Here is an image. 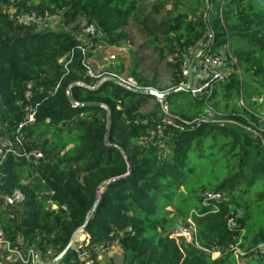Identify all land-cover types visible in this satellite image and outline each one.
Wrapping results in <instances>:
<instances>
[{
  "label": "trees",
  "instance_id": "16d2710c",
  "mask_svg": "<svg viewBox=\"0 0 264 264\" xmlns=\"http://www.w3.org/2000/svg\"><path fill=\"white\" fill-rule=\"evenodd\" d=\"M53 17L68 27L77 20L95 26L86 59L102 42L129 46V27L142 33L139 47L130 46L126 76L139 89L167 92L185 82L181 61L208 43L207 28L212 53L227 49L233 72L208 99L187 91L160 103L101 82L117 73L90 76L76 33L41 27ZM156 66L168 71L163 88ZM74 83L82 85L71 89L76 103L98 106H72L66 91ZM206 105L225 124L196 127ZM19 124L43 158L5 160L2 190L23 197L0 211V229L11 242L50 250L44 262L87 220L85 240L58 264H83L88 253L95 262L96 248L115 244L131 264H264V0H0V133L9 138ZM213 194L221 200L207 197ZM189 221L191 242L178 234ZM233 246L244 254L238 261ZM213 248L223 256L211 260Z\"/></svg>",
  "mask_w": 264,
  "mask_h": 264
},
{
  "label": "built area",
  "instance_id": "2783aa9c",
  "mask_svg": "<svg viewBox=\"0 0 264 264\" xmlns=\"http://www.w3.org/2000/svg\"><path fill=\"white\" fill-rule=\"evenodd\" d=\"M11 11V8L10 10ZM12 13V12H11ZM24 19L32 18L33 21H35L34 17H23ZM57 18V17H56ZM84 34L88 38L86 42H82V45L79 47V50L82 54V66L87 70L90 76L96 77L97 75L93 71L90 60L86 59V53L87 48H89L92 45V38L95 36V26L93 24H90L85 27ZM209 36V41L204 47L203 52L198 56L196 62L194 65H196V69H198V74L196 75L192 73V81L190 84L189 92L192 96H198L203 93L206 94V99H208L212 94V89L215 84L217 83H223L225 82L227 76L233 72V69L230 67L229 64H234V61H231L228 56L227 49H224V51H220L219 53H212V50L210 48L211 44V34ZM77 40L81 42V40L77 37ZM113 47V46H111ZM114 50L120 51V53L125 52L124 48L121 47H113ZM199 47L196 45L193 48H189L186 55L183 57V60L180 64V71L181 76L183 78L187 77L188 73V65L191 60V58L194 56V54L198 51ZM110 53V52H109ZM116 58V54H108L106 61L110 62ZM193 65V68H194ZM192 68V70H193ZM110 78L114 79L116 83H118L120 86L126 88L127 90L134 91V92H140L143 93L149 88L145 89H139L136 86L135 81L132 78H119L114 75H110ZM107 78V77H105ZM103 78V79H105ZM186 81V80H185ZM185 82H182L180 84L183 85ZM31 98V91H30V85L27 86V90L24 92V99L28 101ZM164 112H166V107H164ZM34 115L35 110L33 108L29 109L26 113V120L27 122H34ZM213 115H219L216 113L212 107L206 105V108L204 112L199 116L197 120L196 127L199 126L201 123H206L209 121H206L207 119L213 118ZM22 127L23 124H19L14 131L11 132L9 138L4 137L0 133V211L8 208L9 206H12L15 202V200H21L23 195L20 192V190L15 189L11 193L7 194L4 193L2 190V166L5 162V160L9 157L25 161L27 163H37L40 159L43 158L42 153L38 149H30L27 146V143L22 135ZM209 199H212L216 202L221 200V197L219 194H213L210 196H207ZM52 210H56L57 206L53 205L51 206ZM61 210H65L64 207H60ZM214 209H216V206H214ZM231 221L229 222V224ZM190 229L189 230H180L178 234L181 237L187 238L188 242L192 241V237H194V228L192 223L189 221ZM188 232V237H186V234ZM84 238H80L78 236L74 237L71 244L82 242L84 241ZM264 244H262L259 248L262 249ZM97 252V256L101 253L99 249L96 248L94 250ZM229 252L233 254L236 261H238L239 258L243 257L244 254L241 250H239L236 246H233L229 249ZM263 251H261L262 254ZM206 253L210 256L211 260L219 259L223 256V253L218 248H213L209 251H206ZM53 256L52 252L49 250L46 253H40L35 247L26 245L21 238H18L15 242L9 241L3 231L0 229V264H43L45 263L43 260L51 258ZM80 263L86 264L90 262V254H84L79 259ZM48 262V261H47Z\"/></svg>",
  "mask_w": 264,
  "mask_h": 264
},
{
  "label": "rangeland",
  "instance_id": "374dc122",
  "mask_svg": "<svg viewBox=\"0 0 264 264\" xmlns=\"http://www.w3.org/2000/svg\"><path fill=\"white\" fill-rule=\"evenodd\" d=\"M85 22L82 20H77L73 23H71L68 26H66L63 22H60L59 19L53 17L49 18L41 27L45 30H56V31H61V30H72L74 33H76L77 37L81 40V42H86L88 38L84 34V29H85ZM129 34H130V40L131 43L129 46L123 47L125 52L120 53V51L114 50L113 47H109L103 42L101 45L97 46V48L93 51V56L90 60V65L95 72L97 76H100L103 73L107 72H113L117 73L119 78L125 79L127 76V68L129 67V63L131 61V54L129 52L130 46L139 47V41H141V38L144 40V35L141 33L139 36L137 34V31L134 28H127ZM122 48V47H121ZM110 52V53H109ZM145 52V51H143ZM116 54V58L110 62L106 61L107 55L108 54ZM146 55H149V52L146 51ZM196 54V53H195ZM194 54V55H195ZM193 58V57H192ZM191 58V59H192ZM191 61V60H190ZM190 63V62H189ZM148 65V60L145 61L144 66ZM123 66V70L121 71V67ZM196 65H194V68L192 70V73L196 75L198 74V69L195 68ZM156 71L158 72V80L160 81V87L163 88L166 86L163 77H166L168 71L165 69L164 66H156ZM125 69V70H124ZM121 72V73H120ZM114 75V74H112ZM116 76V75H114ZM163 111H164V106H163ZM206 121L209 122H218L219 124H222L224 122V119H222V115H213V118L207 119ZM247 132H255L253 129L251 130L250 126H245L242 125ZM80 234V238H83V235ZM186 237H188V232L186 234ZM115 248H110L109 251L106 254V257H102L104 259L98 261V262H91L92 264H131L129 261V258L127 260H124L122 251L119 247V245L115 244L113 245ZM49 262V261H48ZM237 264V262H236Z\"/></svg>",
  "mask_w": 264,
  "mask_h": 264
},
{
  "label": "water",
  "instance_id": "95a60500",
  "mask_svg": "<svg viewBox=\"0 0 264 264\" xmlns=\"http://www.w3.org/2000/svg\"><path fill=\"white\" fill-rule=\"evenodd\" d=\"M207 31H208V35L211 34L210 30L207 28ZM204 50V47H200L198 49V51L196 52V54L193 56V58L191 59L189 65H188V73H187V77H186V81L183 85L179 86L178 88L176 89H173V90H169L167 92H158L152 88H149L147 89L145 92H143V94H146L148 96H152L154 97L156 100H158L160 103H162L164 101V99L172 94V93H178V92H187L190 88V84H191V81H192V68H193V65L194 63L196 62L198 56L203 52ZM105 80H113L112 78H105L103 80H101V82L105 81ZM116 83V81H114ZM118 84V83H117ZM74 86H82L81 84L79 83H74V84H71L69 86V88L67 89L66 91V96H67V99L68 101L70 102V104L74 107H97L98 105L97 104H93V103H84V104H79V103H76L73 98H72V95H71V89L74 87ZM84 87V86H83ZM107 114H109V110H107ZM102 186H100L97 191H96V201L92 207V209L90 210L89 214H93L94 211H95V208L99 202V198H100V189H101ZM86 223H87V220L86 222L84 223V225L79 228L75 234L73 235V237L71 238L68 246L56 257L54 258L53 260L49 261V262H45L43 264H58L61 259L63 258L64 254L67 252L68 249H70V247L72 246V241L74 239V237H76L78 234H80L85 226H86Z\"/></svg>",
  "mask_w": 264,
  "mask_h": 264
},
{
  "label": "crops",
  "instance_id": "0c3cea01",
  "mask_svg": "<svg viewBox=\"0 0 264 264\" xmlns=\"http://www.w3.org/2000/svg\"><path fill=\"white\" fill-rule=\"evenodd\" d=\"M80 234H81V233H80ZM80 234H78L77 236H80ZM111 248H115V247L112 246ZM109 249H110V248H109ZM109 249L106 250V251H104V252H102V253H100L99 256H97V258H96V262H98V261L104 259V258L106 257L107 252L109 251ZM102 257H104V258H102ZM91 262L93 263L94 261H90V262H88V263H86V264H92Z\"/></svg>",
  "mask_w": 264,
  "mask_h": 264
}]
</instances>
